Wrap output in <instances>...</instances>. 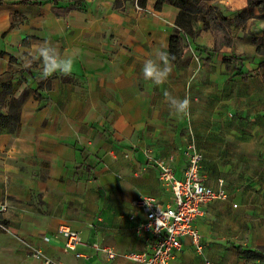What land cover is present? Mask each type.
I'll return each instance as SVG.
<instances>
[{"label":"crops","instance_id":"obj_1","mask_svg":"<svg viewBox=\"0 0 264 264\" xmlns=\"http://www.w3.org/2000/svg\"><path fill=\"white\" fill-rule=\"evenodd\" d=\"M77 1L0 5V75L15 74L0 111L7 113L11 96L30 92L18 130L0 134V264H41L31 257L35 248L66 264H136L128 255L145 252L146 242L134 234L144 215L132 202L170 203L158 164L181 178L191 144L203 154L204 183L215 189L222 179L229 201L202 207L196 229L203 255L184 237L171 264H256L235 250H264V67L254 46L237 41L212 54L213 35L200 31L184 38L180 62L154 86L143 78V61L169 50L178 9L157 0L142 11L124 4L115 10L116 0H83L68 13L52 11ZM219 4L234 12L247 3ZM45 41L64 56L76 53L71 76L41 79L39 59L25 67L22 56ZM231 55L245 60L227 68L222 59ZM244 71L258 73L242 79ZM166 91L190 97V118L170 114ZM60 227L79 233L81 258L64 250Z\"/></svg>","mask_w":264,"mask_h":264},{"label":"built area","instance_id":"obj_2","mask_svg":"<svg viewBox=\"0 0 264 264\" xmlns=\"http://www.w3.org/2000/svg\"><path fill=\"white\" fill-rule=\"evenodd\" d=\"M137 11L142 8L134 6ZM187 161L181 178H176L171 168L159 162L158 180L167 187L172 195V201L166 205L158 203L152 197H140L132 205L144 215V220L135 223L134 234L144 238L146 250L143 253H132L128 258L136 264H171L176 254L181 250V239L190 238L195 252L202 256L200 235L196 222L202 216V207L213 201H229V195L224 188L222 179L217 181V188H211L204 183L202 167L203 154L196 151L191 144L184 153ZM235 208L236 205H233ZM133 218H131L132 220ZM57 236L64 241V250L73 253L75 258L82 255L76 252L81 244L79 233L68 227H60ZM47 240V239H46ZM108 260H113L115 254L107 249L94 246ZM31 257L41 264H66L63 261L44 256L39 249L31 251ZM204 264H210L204 259Z\"/></svg>","mask_w":264,"mask_h":264},{"label":"trees","instance_id":"obj_3","mask_svg":"<svg viewBox=\"0 0 264 264\" xmlns=\"http://www.w3.org/2000/svg\"><path fill=\"white\" fill-rule=\"evenodd\" d=\"M160 3L171 5L178 9V15L174 22V27L169 41L168 52L175 56L173 63L177 64L180 62L187 44L184 42L185 37L195 38L200 31L214 32L215 29L221 31L225 36L231 34L233 23L232 19L225 17L215 4H211V0H157ZM83 0H79L72 6L66 8H52V11L56 14H65L72 10L80 8V4ZM147 0H116L113 3L115 10L122 7V5L138 6L145 8ZM2 5V0H0ZM254 8H258L260 13H264V5L257 7L251 0H248V5L245 10L253 11ZM215 35V32H214ZM226 40V37H223ZM257 41H252L253 45H256ZM228 46V43L225 44ZM264 48V37L261 45L256 47V53L264 56L262 53ZM210 57L205 59V62H210ZM236 60V57H224L222 62L227 68L230 67L231 63ZM260 66H264V59L259 63ZM242 67V66H241ZM23 72V71H22ZM242 79L253 76L252 73L247 71L240 73ZM15 80V74L4 73L0 75V103L7 97L12 95V82ZM29 90H24L19 97H10L8 103V110L6 114L0 111V134L15 133L20 125L21 107L26 98L28 97ZM0 231H2L0 229ZM237 255L246 260L254 261L256 264H264V250L258 248L256 250L243 249L240 246L235 247Z\"/></svg>","mask_w":264,"mask_h":264},{"label":"clouds","instance_id":"obj_4","mask_svg":"<svg viewBox=\"0 0 264 264\" xmlns=\"http://www.w3.org/2000/svg\"><path fill=\"white\" fill-rule=\"evenodd\" d=\"M34 53L22 56L25 67H30L32 62L39 59L41 62V79L48 80L59 73L61 76H71L74 72L76 53L64 56L59 49L49 42H34L32 45ZM175 56L166 50L156 49L150 54V58L143 61V78L150 81L154 86L165 84L172 73ZM170 114L180 119L190 118V97L180 99L170 92L164 93Z\"/></svg>","mask_w":264,"mask_h":264},{"label":"rangeland","instance_id":"obj_5","mask_svg":"<svg viewBox=\"0 0 264 264\" xmlns=\"http://www.w3.org/2000/svg\"><path fill=\"white\" fill-rule=\"evenodd\" d=\"M220 3H224L225 1H228V3H231L232 0H211V4H215V6L218 7V9L221 11V13H226L227 16H233L232 23L234 26H237L236 32L234 30V26L232 25L231 34L229 36H225L221 31H218L217 29L214 30V32H211V34L214 37V46L211 50L212 54H216L220 52V50H224L225 48H232L234 43L239 42H249L252 46L255 48V54L260 57V59H264V56L259 55L256 53V47L261 45L263 42L264 37V13H260L258 8H254L253 11L245 10L248 5V0H246V6L243 9H235L230 10V7L223 8L218 6ZM253 4H256L257 7H261L264 5V0H251ZM239 29V30H238ZM210 32V31H209ZM223 37H226V40H223ZM256 40V45L252 44V41ZM228 43V46L225 44ZM262 53L264 54V48H262ZM230 57H236V60L233 62L241 64L245 60V55H231ZM260 66V65H259ZM264 67V66H260ZM253 75H256L258 71L249 72ZM27 90V89H24ZM28 91V90H27ZM30 94V92H29ZM28 94V96H29Z\"/></svg>","mask_w":264,"mask_h":264}]
</instances>
